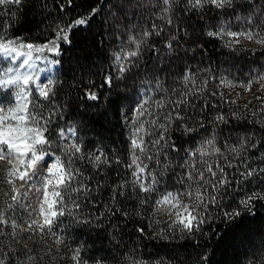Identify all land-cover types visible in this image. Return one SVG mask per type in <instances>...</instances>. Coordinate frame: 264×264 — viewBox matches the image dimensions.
Masks as SVG:
<instances>
[{
    "label": "trees",
    "instance_id": "obj_1",
    "mask_svg": "<svg viewBox=\"0 0 264 264\" xmlns=\"http://www.w3.org/2000/svg\"><path fill=\"white\" fill-rule=\"evenodd\" d=\"M155 1L73 0L69 7L67 0H23L19 5L9 0L0 5V36L20 37L37 45L52 39L57 25L66 27L81 14L97 9L86 26L73 29L70 43L61 42L58 57L47 52L60 64L54 79L55 95L48 100L31 95L43 114L53 113L46 133L50 141L58 140L60 128L75 125L81 152L72 157V169L80 172L73 187L82 183L87 190L64 195L65 214L58 217L51 232L33 229L18 235L10 225H0L3 264H76V249L80 250V264H264V201H254L251 209L239 205V200L253 191L264 193V173L239 186L233 180L228 195L223 199L217 196V204L210 203L215 193L209 185L185 175L186 171L194 175L203 171L205 160L214 168L216 164L224 167L230 179L245 171L241 161L251 168H264V91L254 96L251 105L241 104L232 91L240 69L259 60L264 52L253 56L236 51L221 36L207 35L217 31L221 19V11L212 5L197 10L181 0L172 13L156 19ZM168 18L172 24L167 23ZM145 31L152 35L141 44L142 53L131 60L127 73H117L112 52L118 39L131 32L141 37ZM170 40L171 52L165 47ZM187 68L195 83H185ZM150 73L165 81V91L157 96L165 106L160 115L166 117L163 125L167 130L163 131L169 156L159 166L162 179L169 188L193 194L199 189L205 195L207 207L198 208L203 223L191 231L157 210L158 189L140 191L132 175L134 169L128 167L133 150L121 109ZM109 74L111 86L104 83ZM222 80L230 81L231 86ZM189 90L196 93L187 97L189 103L175 107L172 102ZM88 91H95L99 99L89 100ZM177 111L181 118H176ZM217 116H223L224 121ZM202 138H214L220 153L203 158L198 153L186 155L204 145L196 146ZM242 138L257 142V146H246L237 156L229 148H239ZM98 145L103 146V156L97 167L93 153ZM208 151L211 153L210 147ZM63 159L67 162L66 156ZM226 161L233 167H227ZM185 199L189 205L193 203L191 198ZM73 201L80 207L75 208ZM233 210L241 215L229 222L224 213ZM53 233L62 238L61 243L55 242ZM218 233L222 235L218 237Z\"/></svg>",
    "mask_w": 264,
    "mask_h": 264
},
{
    "label": "snow or ice",
    "instance_id": "obj_2",
    "mask_svg": "<svg viewBox=\"0 0 264 264\" xmlns=\"http://www.w3.org/2000/svg\"><path fill=\"white\" fill-rule=\"evenodd\" d=\"M9 0H0V5L8 3ZM15 4L23 3V0H11ZM188 5L194 9H203L205 5H212L217 9H223L225 5L232 6L233 0H187ZM165 5L164 15H167L170 6L175 3V0H163ZM69 7L72 6L73 0H67ZM248 6L255 8L254 0H248ZM58 7L61 10H64V5L60 4ZM244 7V5H241ZM235 11V9H233ZM97 9L92 8L91 12L87 15L81 14L75 20H72L67 23L66 27L57 25L53 38L48 40L43 44H32L25 43L20 37L16 38H6L0 36V59L7 63V67H0V92L5 95L0 98V160H8V163L12 165L5 171L6 183L11 186V195L9 200L5 202V207L0 208V225L7 224L8 220L5 218L6 209L11 210L13 205H18L21 200L26 199V194L21 193L19 189L16 188L14 181H30L33 177L39 175L34 168L38 161L44 159L45 155H48L44 151V147L50 144V140L46 133H48V126L51 122L53 113L49 112L47 115L43 114L40 110V105L34 103L30 99L33 89H35L36 95L38 98H43L48 100L50 96H54L53 91L54 81L48 79L45 83H40L39 74L45 69L41 68L39 61H44L48 65H58L59 60L53 59L49 60L43 55L34 56L33 53L43 54L45 51L48 53H54L57 57L60 55V44L61 42L70 43V35L73 29L80 26H86L89 20L96 14ZM258 15L264 16V11L258 13ZM240 17H238L239 19ZM249 23L251 22L252 16L244 18ZM168 24H172L171 18L167 20ZM155 25L153 28L155 29ZM158 34V33H157ZM152 35L151 32L145 31L140 39L135 37H129L130 41L135 45V51H130L124 53L123 56L116 54L114 59L117 64H119V72L124 73L128 70V63L125 61L131 62V58L137 57L140 55L141 44L145 41L147 37ZM209 36H223L227 35L228 37H240L244 36L247 39H252L254 35L258 33H253L252 31L246 32H232L224 31V26L216 32H208ZM172 39H175L174 37ZM235 43H239V40H235ZM264 43V39L258 41ZM165 47L172 51L173 45L171 40L165 45ZM155 52L156 49H153ZM185 83L191 82L195 83L194 80H191L190 76L186 75ZM105 85L111 86L113 83V77L109 74L105 76L104 79ZM221 83L231 86V82L227 80H222ZM206 84V82H205ZM103 86V85H102ZM250 90L251 81L247 86ZM11 91L12 99L9 103H6L8 97L7 93ZM200 91V89H197ZM195 95L196 93L185 91L180 94V99L173 101L175 107L184 104L187 105L189 102L187 97L189 95ZM213 95H215L213 93ZM86 96L89 100H98L95 91L86 92ZM31 106V107H30ZM160 107H163V102H160ZM136 119L133 121V124H138L139 127H134L133 136L131 139V146L133 149L131 163L128 165L129 168H134L132 173L135 177V182L139 185L140 191L144 193H149L155 191V185L158 183L155 177L151 176V171L148 170V166L143 163V160L139 155L136 154V150H139L140 153L145 152V144L143 136L141 133L145 131L143 123L139 122V117L144 115L143 104L135 109ZM176 118H181L179 116V111L176 112ZM169 121L173 119L171 115L167 117ZM217 120L224 121L223 116H217ZM151 123H155L152 121ZM165 131L167 130L166 126L160 125ZM191 131L192 129H186ZM66 133L75 137L76 129L75 126H70L68 129L60 128L58 135L61 139H64ZM163 139V135L161 136ZM154 144H159L160 141H154ZM246 146L255 148L257 142H249L247 138H242L239 148L232 146L229 148V151L235 153L237 156ZM211 148V153L208 151V148ZM81 152V146L76 143H72L66 151V160L68 166H65V162L60 159V157L55 158V163L51 164L50 167L46 170L47 174L41 181V190H40V204H39V215L43 218L33 219L28 228L36 229L40 232L52 231V226L56 223L58 217L65 214L66 205L64 203V195L69 192H80L82 190H87L84 185L81 183L79 187H73V184L76 180V177L80 175L78 169H72V157L76 156ZM199 154L202 158L204 156H209L212 154L220 153V149L215 146V140L210 139L205 141L204 145H201L197 149L196 153H190V155ZM103 153H99L94 157V163L98 167L102 162L101 157ZM79 158H83L82 156ZM150 159V157H145ZM19 161V166L13 163V160ZM106 162V158L105 161ZM204 170L198 171L195 175L191 171H186L185 175L189 180L193 182H201L202 185H209L214 190V195L210 197V203L217 204V196L219 195L221 199L228 195L229 188L235 180L237 186L241 185L244 180L249 179L250 177L256 175L257 173H264V168H251L248 167L245 161H241V166L244 167L245 171L240 172L237 177L233 174V178L230 179L229 175L225 172L224 167H221L219 164H216L215 168L208 161H203ZM227 167H233L231 161H226ZM218 169V171H217ZM41 171H44L43 169ZM31 172V176L29 173ZM205 172L208 174L205 175ZM147 173V175H146ZM149 180L145 184V180ZM120 187H123L121 185ZM63 190V191H61ZM205 192L207 189L205 188ZM5 195H8L7 193ZM187 197L193 200L191 205L183 203L182 198ZM114 198V197H113ZM254 201H264V193L253 191L251 194L245 195L243 199L239 200V205L245 209H251ZM142 204L146 201H141ZM171 205L172 208L176 209L175 215L177 219L173 223H178L183 225L184 228L191 231L193 228H198L201 223H203V216L201 215L198 208L203 205L205 208L207 204L205 203V195L199 189L193 194L191 190H186L185 192H166L160 199L155 201V205ZM73 206L79 208L80 205L73 201ZM155 210V208H154ZM127 215V213H124ZM241 213L237 210L231 212H225L224 217L229 222L239 218ZM12 226L15 228V221L12 222ZM235 227V225H232ZM143 231V229H139ZM55 236V242L61 243L62 238ZM218 237L222 235L221 233L217 234ZM31 259V258H30ZM73 260L76 264H80V250H74ZM0 264H3V260H0ZM84 264H87L85 261Z\"/></svg>",
    "mask_w": 264,
    "mask_h": 264
},
{
    "label": "rangeland",
    "instance_id": "obj_3",
    "mask_svg": "<svg viewBox=\"0 0 264 264\" xmlns=\"http://www.w3.org/2000/svg\"><path fill=\"white\" fill-rule=\"evenodd\" d=\"M180 2L181 0H175V3L170 6V10L168 13H172V11L174 10V5H180ZM155 3L156 5L154 6V10L157 15L156 19H160L162 18L161 15L164 14L165 5L163 3V0H156ZM254 4L255 8L248 6V0H233L232 6L225 5L223 9H219L221 11V19L215 26V29L217 31L223 25L225 32L252 31L253 33H258V35H254L252 39H247L244 36L235 38L228 37L227 35L221 36L224 43H226V45L233 50L243 51L244 53H251L253 56L254 54L257 55L259 52H264V43L258 42L264 39V16L258 15V13L264 11V0H254ZM241 5H244V7H241ZM233 9H235V11H233ZM250 15L252 16V19L249 23L244 18L249 17ZM238 17L240 18L238 19ZM139 34L137 32L124 33L123 36H120V38L118 39V44L112 52V64L117 73L123 75L127 73L128 70L124 73H120L119 64L116 63L114 56L116 54H120L121 56H123L126 52L135 51V45L130 41L129 37L140 39ZM235 40H239V43H235ZM142 49L143 47L141 46L140 54L142 53ZM33 55H43L49 60L54 59L47 53V51H45L43 54L33 53ZM260 56L261 57L259 60H251L248 66L243 69L241 68L240 72L237 71L240 77L239 81L234 84L235 87L232 88V91L237 93L241 104L251 105L254 102V96H258L259 92L261 93L262 91H264V54ZM137 57L131 58V60ZM38 63L40 67L45 69L47 72L51 68V65L46 64L44 61H39ZM125 63H128L129 69L131 67V63H129L128 61H125ZM7 66V63L0 59V67ZM59 70L60 67H57L55 74L47 77L43 81V83L47 82L48 79H52L54 81ZM186 75H189V68H187L184 72V77ZM250 81L251 88L249 90L247 86L249 85ZM164 84L165 81L162 76L152 73L146 75L140 81L137 92L132 95L130 101L121 109V119L125 128L126 138L131 146L133 129L134 127H139V123L135 125L133 124V121L137 118L135 109L143 104L144 115L139 117V122L143 123L145 131L141 133V135L143 136L145 149L150 148V152L148 154L151 155L146 154L147 150H145L144 153H140L139 150H136V154L139 155L143 160V163L148 166V170L151 171V176L155 177L156 181L158 182L155 185V189H158L159 193L157 200L160 199L166 192H180L178 189L169 188L165 185L164 180L162 179L163 175L159 170V166L161 165L162 160H168L169 157L167 154L168 146L166 144V137L164 136L163 128L160 127V125H163V121H165L166 118L160 115L162 114L161 109H163L165 106H157V104H159L160 102L157 99V96L165 91ZM33 93L36 95L35 89H33L32 94ZM4 95V93L0 92V98H2ZM7 97L8 99L5 102L9 103L12 99L11 91L7 93ZM41 99L43 98L41 97ZM152 121H155V123H151ZM70 126H73V124H68L64 129H68ZM162 135L163 139H161ZM58 137V140L53 139L52 141H50V144L44 147V151L48 155H45L43 160L38 161L34 168V171L39 173V175L33 177L30 181H14L16 188L19 189L21 193L26 194V199L21 200L18 205L14 204L11 210L6 209L5 218L8 220L7 225H10L13 231H15V233H17L18 235L33 230L28 228V224H30L33 219H43L39 215V204L41 202V181L46 176V170L51 165V158L60 157V159L64 161L63 155L66 156V151L70 147V145L72 143H76L77 129L75 137L67 133L64 139H61L60 136ZM210 139L213 138H202L196 146L200 147L201 143L204 144L205 141ZM157 140H159L160 143L154 144L153 142ZM102 151L103 146L98 145L95 152L93 153V156L95 157ZM190 153H193V151L190 150L186 152V155L190 156ZM152 154L157 155L158 160L156 158L153 159ZM146 156L150 157V159L145 158ZM13 163L19 166V161L14 159ZM11 166L12 165L8 163L7 159L0 160V208L5 207V202L9 200V196L11 195V186L6 183L8 177H6L5 175V171ZM65 166H68L67 162H65ZM42 169L44 171H41ZM29 175L31 176V172L29 173ZM145 182H149V180L146 179ZM6 193L8 195H5ZM185 198L186 197L182 198V202L190 204L189 201H187V199ZM157 210L162 213H167L171 217L177 219L175 215L176 209L172 208L171 205H158ZM13 221H15V228L12 226Z\"/></svg>",
    "mask_w": 264,
    "mask_h": 264
},
{
    "label": "bare ground",
    "instance_id": "obj_4",
    "mask_svg": "<svg viewBox=\"0 0 264 264\" xmlns=\"http://www.w3.org/2000/svg\"><path fill=\"white\" fill-rule=\"evenodd\" d=\"M57 65H51V68L49 69V71L47 72L46 70L40 73V83H43V81L49 77L52 74H55ZM52 162L51 164L55 163V158H51Z\"/></svg>",
    "mask_w": 264,
    "mask_h": 264
}]
</instances>
